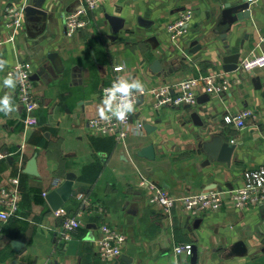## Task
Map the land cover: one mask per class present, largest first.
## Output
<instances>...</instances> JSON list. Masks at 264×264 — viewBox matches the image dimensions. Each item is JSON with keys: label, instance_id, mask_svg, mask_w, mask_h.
<instances>
[{"label": "crops", "instance_id": "obj_1", "mask_svg": "<svg viewBox=\"0 0 264 264\" xmlns=\"http://www.w3.org/2000/svg\"><path fill=\"white\" fill-rule=\"evenodd\" d=\"M30 1L0 0V59L8 61L0 71V98L10 95L16 107L9 115L0 112V153L5 154L0 187L20 173L21 194L17 215L3 228L0 264H191L193 251L196 264H264V205L239 209L226 197L218 210L200 215L179 204L165 213L148 202L139 184L141 173L174 194L226 189L239 184L245 170L264 167V99L253 82L255 77L264 81V68L225 70L221 59L226 53L240 51L242 58L264 51V0H253L252 16L230 26L220 12L234 0H105L90 12V24L71 36L64 17L78 0H41L44 14L27 16ZM11 5L23 6L22 23L14 31L4 17ZM184 10L193 18L176 46L167 25ZM192 40L201 46L196 51L187 45ZM19 59L32 67L39 102L33 111L37 123L27 130L15 89L3 87L5 70ZM155 61L160 70L153 68ZM41 63H48L50 72H41ZM115 63L123 65L120 78L139 79L145 86L132 120L150 128L129 135L128 150L112 135H93L86 126L98 115L101 90L112 80ZM213 73L241 82H231L220 95L201 90L194 105L154 108L159 87L175 93L181 79ZM244 107L254 116L238 129L226 116ZM215 133L236 143L229 165L206 162L202 143ZM149 144L155 150L152 160L137 154ZM31 160L34 173L28 172ZM68 172L76 177V195L58 209L67 215L81 211L82 225L64 242L58 238L62 217L54 215L43 192L61 184ZM80 195L92 204L91 211L82 210ZM104 222L126 235L124 259L98 258L95 241ZM257 235L248 247L246 241ZM239 241L246 245L242 253ZM182 242L192 244L190 254L174 251Z\"/></svg>", "mask_w": 264, "mask_h": 264}, {"label": "built area", "instance_id": "obj_2", "mask_svg": "<svg viewBox=\"0 0 264 264\" xmlns=\"http://www.w3.org/2000/svg\"><path fill=\"white\" fill-rule=\"evenodd\" d=\"M105 0H78L74 10L64 17L65 33L67 36L73 35L77 30L90 24V12L98 7ZM23 6L11 5L6 7L4 17L8 20L7 25L14 31L22 23ZM191 10H184L172 22L167 25L170 41L178 46L179 37L184 33L186 25L192 20ZM119 63L112 65L114 76L112 80L102 87L100 98H103V89L110 87L112 82L120 78L116 71ZM264 68V51L250 53L239 59L236 69L241 72H250L255 69ZM13 74L18 78L15 87V96L24 111L22 118L25 130L36 125V117L33 111L39 105L38 99L34 95L33 81L31 79L32 67L26 60H17L11 67L5 70V76ZM240 83V77L230 78L219 74L197 75L183 78L176 83L175 93L170 92L168 86H161L154 92L155 109L162 106L178 108L182 105H194L197 101L198 92L201 90L211 95H220L229 90L230 83ZM138 96V94H137ZM136 96V102H137ZM136 105V104H135ZM251 108L244 107L239 111L226 116V121L233 123L238 129L246 127L247 119L253 117ZM87 130L97 136L112 135L115 144L128 150L126 139L129 135H140L143 132V123L132 120V114L125 121L102 120L99 115L92 116L87 121ZM23 146H21V149ZM5 154L0 153V158ZM140 174V186L145 187L147 200L149 203L159 205L165 213H170L176 204L183 210L194 215H200L208 211L218 210L223 204L224 198L228 197L236 208L242 209L248 206L264 205V167L245 170L242 174V181L236 186L226 189H205L195 193L174 194L167 189L161 188L146 177ZM20 173L10 177L8 184L0 187V238L4 225L17 215L21 194L19 190ZM46 195V192H43ZM82 197V207L91 208L89 200ZM100 210V209H99ZM55 216L62 217L58 238L64 242L71 239L72 232L82 225L79 211L76 215H67L62 209L54 210ZM96 238V253L103 262L120 258L122 248L126 242V235L108 223H102L98 227ZM192 244L189 242L177 243L174 246L176 253L192 252Z\"/></svg>", "mask_w": 264, "mask_h": 264}, {"label": "water", "instance_id": "obj_3", "mask_svg": "<svg viewBox=\"0 0 264 264\" xmlns=\"http://www.w3.org/2000/svg\"><path fill=\"white\" fill-rule=\"evenodd\" d=\"M42 3L41 0H31L30 3H28L24 7L25 14L33 15L34 13L38 14H44V11L42 9ZM254 1L253 0H234L232 2L225 3L221 7V16L224 19L225 23L227 25H231L235 21H240L243 19H248L252 16V13L254 11ZM187 45L189 47H194L192 51H196L201 46L200 44H197L196 40L188 41ZM196 47V49H195ZM191 51V52H192ZM240 51L234 52V53H226L221 57L223 62V68L225 70H234L237 67L238 60L240 58ZM185 56V54L183 55ZM49 57H52L49 56ZM185 59V57H184ZM53 62V60H52ZM160 63L159 61H155L154 67L156 70H160L159 68ZM39 70L50 72V68L48 66V63H41V66ZM31 79H33V76L31 75ZM254 87L255 89L260 91V96L264 99V81H261L258 77H255L253 79ZM196 112H191V117L195 118ZM145 129H149V125H143ZM236 148V143L230 142L226 136H222L220 133H215L209 140L204 141L202 143V151L206 154V162L209 164L211 162H220V163H226L229 165L231 158L233 157L234 150ZM154 146L149 144L146 146L141 147L138 149L137 154L138 156L145 157L147 159H154ZM29 170L28 172L34 173V161L31 160L28 164ZM75 175L73 172H68L65 176V179L61 184L51 189L49 192L46 193L45 198L47 202L49 203L50 207L53 210L58 209L64 201L70 198L72 195H76V189L73 187V182L75 180ZM264 210V206L262 207ZM260 238L259 235H257L255 238L251 239L250 241H246V244L248 247L254 246L256 244L257 240ZM16 241L12 242L13 247H16ZM242 246L243 249L241 251H246V245H243L242 241H239L236 246ZM233 252L237 253V248L233 247ZM264 251V249H262ZM121 258H125L124 255L120 256ZM196 254H194V251L192 252L191 256V264H196Z\"/></svg>", "mask_w": 264, "mask_h": 264}, {"label": "clouds", "instance_id": "obj_4", "mask_svg": "<svg viewBox=\"0 0 264 264\" xmlns=\"http://www.w3.org/2000/svg\"><path fill=\"white\" fill-rule=\"evenodd\" d=\"M8 61L0 59V71H3ZM116 71H122L123 66H117ZM18 78L13 74H8L3 79V87L15 89ZM145 86L139 79L117 78L110 87L103 89V98L98 110V115L102 120L125 121L130 114L135 112L136 96L143 94ZM16 110L11 102V96L5 94L0 98V112L9 115Z\"/></svg>", "mask_w": 264, "mask_h": 264}]
</instances>
